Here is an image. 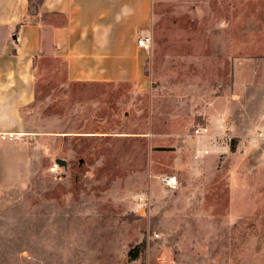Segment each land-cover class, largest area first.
I'll return each mask as SVG.
<instances>
[{
	"label": "rangeland",
	"instance_id": "1",
	"mask_svg": "<svg viewBox=\"0 0 264 264\" xmlns=\"http://www.w3.org/2000/svg\"><path fill=\"white\" fill-rule=\"evenodd\" d=\"M147 35L131 82L40 64L0 138V264H264V0H151Z\"/></svg>",
	"mask_w": 264,
	"mask_h": 264
},
{
	"label": "crops",
	"instance_id": "2",
	"mask_svg": "<svg viewBox=\"0 0 264 264\" xmlns=\"http://www.w3.org/2000/svg\"><path fill=\"white\" fill-rule=\"evenodd\" d=\"M141 2L131 40V0H0V133L20 134L43 104L41 63H65L71 82H131V51L150 22L151 0Z\"/></svg>",
	"mask_w": 264,
	"mask_h": 264
},
{
	"label": "built area",
	"instance_id": "3",
	"mask_svg": "<svg viewBox=\"0 0 264 264\" xmlns=\"http://www.w3.org/2000/svg\"><path fill=\"white\" fill-rule=\"evenodd\" d=\"M137 45L140 49H144V50H149L152 42H151V37L149 35L145 36L144 38H140L137 40ZM208 133V129L201 127L199 129H196V135L200 136V135H205ZM18 136H20V134L18 133H0V138L2 140H13L16 139ZM52 172H55V169H52ZM164 183L168 186V187H175L177 185V181L175 177L169 176L167 178L164 179ZM142 204H145V200H141L140 201Z\"/></svg>",
	"mask_w": 264,
	"mask_h": 264
},
{
	"label": "water",
	"instance_id": "4",
	"mask_svg": "<svg viewBox=\"0 0 264 264\" xmlns=\"http://www.w3.org/2000/svg\"><path fill=\"white\" fill-rule=\"evenodd\" d=\"M55 162H56V164L60 165L61 167L67 166V161H65L63 159H56Z\"/></svg>",
	"mask_w": 264,
	"mask_h": 264
}]
</instances>
